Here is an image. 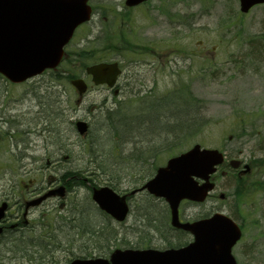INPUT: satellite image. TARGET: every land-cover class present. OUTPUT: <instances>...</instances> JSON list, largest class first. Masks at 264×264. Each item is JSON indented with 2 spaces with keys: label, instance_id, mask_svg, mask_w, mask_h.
I'll return each mask as SVG.
<instances>
[{
  "label": "rangeland",
  "instance_id": "1",
  "mask_svg": "<svg viewBox=\"0 0 264 264\" xmlns=\"http://www.w3.org/2000/svg\"><path fill=\"white\" fill-rule=\"evenodd\" d=\"M123 1H93V5L101 6L102 14L96 13L88 25L81 27L68 48L89 47L90 41L101 35V28L104 31L107 26L118 29L122 19L123 28L130 33L123 30L124 33L106 38L102 47L106 48L107 60L118 58L122 61L125 56L122 67L126 71L129 68L126 36L135 42L133 47L140 52L145 45L158 40L157 33L164 36V41L170 38L177 45L176 49L173 47L177 55L174 56L175 66H169L166 61V73L154 78V83L146 78L147 58L133 57L131 66L139 74L132 78V84L136 82V88L140 86L143 93L148 92L146 95L133 98L131 82L128 89H122L116 96L104 87H91L81 106H77V94L67 78L82 77L89 86L91 83L83 71L85 63L68 56L57 73L46 72L23 86L10 85L0 77V130L7 133L10 145L5 143V146L10 148L9 155L10 152L19 153L22 148L13 136L24 137V145H29L25 162H32L28 176L32 181L43 179L45 182L49 175L34 171L32 161L42 158L45 164L46 157H50L48 152L52 148L47 146L50 137L41 133L47 118L53 119V125L58 121L60 124L64 117L65 122L73 118L84 120L90 126L86 137L79 136L76 131H71L68 138L62 137L71 146L66 153L68 157L61 158L63 163L67 162L63 167L71 171L62 173L80 171L84 175L89 171L85 173L84 186L74 189L68 196L69 203L74 204L72 213L68 209L60 211L53 199L47 202L40 212L33 214L30 219L33 223L23 229L19 240L0 241V264H40L41 260L35 259L39 252L31 248L29 239L43 240L44 229L51 235L48 239L51 255L57 256L58 264L77 256L107 257L115 247L151 244L164 248L175 242L180 234L171 230L169 215L167 228H161L165 234L163 242L157 235L159 232L150 228L159 226L162 214H168L164 200L148 197L145 193L135 194L129 199L128 218L117 224L97 209L88 187L108 185L116 192L128 193L171 157L195 144L217 149L228 158L252 162V173L264 175V5L242 14L239 0H152L147 6L131 10L125 9ZM96 10L100 11L99 7ZM256 45L259 47L254 51ZM117 47L123 48L118 53L124 56L116 55ZM64 90L65 94H70V102H62ZM94 106L96 108L89 111ZM66 107L67 116L61 112ZM106 110L116 114L112 117L114 125L109 128L119 129V122L132 126L126 130L120 128L121 136L114 131L107 135L103 132ZM140 111H145V116L152 114L154 132L162 135L159 139L148 137L136 142L138 133L135 134L134 121H130ZM172 112L178 115L173 116ZM125 116L129 118L124 119ZM5 119H11V124L4 123ZM150 120L147 123L151 124ZM147 123L145 119L137 121L138 130L145 131L146 127H140ZM17 145L20 150H16ZM6 159V164L0 159V186L6 185L7 178L2 176L11 166L7 156ZM62 173L57 172L56 176ZM216 175V192L204 204L182 203L180 220H195L222 212L242 229L240 241L232 249L236 262L264 264V188H252L241 194L232 178ZM79 182L76 180L72 185ZM220 193L226 196L225 200L218 197ZM48 208L51 210L47 211ZM114 236L116 240L112 239ZM21 247L27 251L20 250Z\"/></svg>",
  "mask_w": 264,
  "mask_h": 264
},
{
  "label": "water",
  "instance_id": "2",
  "mask_svg": "<svg viewBox=\"0 0 264 264\" xmlns=\"http://www.w3.org/2000/svg\"><path fill=\"white\" fill-rule=\"evenodd\" d=\"M146 0H126L128 7ZM88 0H0V74L11 82L55 69L64 54L77 26L88 22L91 8ZM264 0H240L239 9L247 13ZM96 85L106 83L112 87L120 73L117 64H96L86 68ZM78 93L85 91L79 79L71 82ZM81 126H84L83 124ZM83 130V129H82ZM81 130V132H82ZM222 153L201 150L198 145L172 158L166 167L157 171L154 179L143 188L157 197H163L171 210L172 225L190 231L194 243L186 248L164 253L150 251H120L111 255L110 263L102 259L75 261L71 264H236L231 247L241 235L240 229L230 218L215 214L196 223L180 224L178 204L184 200L202 202L213 188L208 182L215 167L221 165ZM235 167L237 162H230ZM195 178L204 181L198 185ZM94 200L106 213L122 220L126 213L124 197H117L110 189L95 190ZM4 207L0 208V216Z\"/></svg>",
  "mask_w": 264,
  "mask_h": 264
},
{
  "label": "flooded vegetation",
  "instance_id": "3",
  "mask_svg": "<svg viewBox=\"0 0 264 264\" xmlns=\"http://www.w3.org/2000/svg\"><path fill=\"white\" fill-rule=\"evenodd\" d=\"M145 4V2L143 3ZM142 4V5H143ZM92 11L93 13H96L95 7L92 5ZM83 25L79 26V29H81ZM101 35L104 36L106 31H104L102 28L100 29ZM114 29H110V32L107 35L108 38L113 36ZM158 37V40H155L154 42H150L149 44L145 45L143 47L142 52H138L140 55H142L143 59H145L147 62L145 63L144 67L147 69V74L146 78L148 80L151 79V82L154 83V78L159 77L161 75H164L166 73V61L169 66L174 67L176 63V51L175 47L177 46L174 44V42L170 41V38L167 37L164 41V36L161 35L160 33L156 34ZM112 38V37H111ZM175 49H174V48ZM176 56V57H174ZM145 57V58H144ZM144 61V60H143ZM138 75V71L134 69L130 64H129V70L125 74L126 77H129L131 80L132 84V78H134ZM124 75L122 74L120 77H123ZM119 77V79H120ZM65 94V90L64 93ZM137 93H135L133 96L135 97ZM66 101L70 100V95L67 96L65 94ZM70 107V106H68ZM68 107H66L64 110L61 112L64 113L66 116L68 115ZM64 117H62L61 122L59 124V121L57 124L53 125V119L47 118V124H45L43 127H41V133H46V136L49 138L47 142V146L52 148L50 149V157H46L45 161L46 163L43 164L42 158H39L37 161L32 159L33 161V170L45 174L49 173L48 177H46L45 182H43V179H40V181H32V179L28 176L30 174V170H32L31 165L32 163L28 161L25 162L27 159V156L29 155L28 147L26 144L24 145V137L22 135L16 134V136H13L15 140H18L20 145H22L21 150L23 152H26V155L24 153H19V155L11 154V162L13 165L9 166V169L6 171L7 175L9 176V179L7 180V188L0 186V204L5 203L6 204V214L4 219L0 222V228L2 229V235L1 236H7V232H11L10 235L15 231V236H18L21 234V230H23L26 226L29 225L30 219L33 217V214L36 210L40 209L42 206L46 204L49 200L44 199L41 201L39 205H33L34 202L41 198V196L44 195V193L51 192L53 193L52 196H57L54 194H58L56 190L58 189L59 186H64L65 187V192L67 195L70 194V187L68 184V179L64 181L63 179V174L60 176H56L57 172H62V153L66 151V146H70L63 140V136L69 137L71 131L74 130V122L70 119L67 121V124H65V120H63ZM46 120V119H45ZM68 120V119H67ZM56 125H58L56 127ZM65 125V127H64ZM146 127L145 129L147 131L143 130H138V125L135 127L137 129V138L139 140L141 139H148V137H152L155 140L159 139L162 135L159 133L157 134L154 132V128L152 125H145L140 128ZM54 129H57L62 132V134H56L54 135L52 131ZM28 132L25 133L27 135ZM23 137V138H22ZM7 133H3V131L0 130V152H2L5 156L6 151L9 149L7 146H5V143L10 145L7 141ZM10 138V137H9ZM22 140V142H21ZM61 140V141H60ZM56 141V142H54ZM60 141V142H59ZM28 143V140H27ZM20 145H17L16 150H19ZM24 145V147H23ZM52 146V147H51ZM0 159L2 162H5L6 159L4 156H0ZM62 162V163H61ZM240 165L236 170H229L225 166L222 168H219L217 170V173L224 178L226 177H231L233 179L239 180V183L241 184L242 182L248 183L251 176H252V162L250 163H245L244 161L240 160ZM36 164L38 166H36ZM245 165L250 166V170L248 169L247 172L242 173V169L244 168ZM29 167V169L27 168ZM2 168V167H0ZM254 170V168H253ZM51 183L50 186H47L45 183ZM65 201L63 203H60L63 207H65V202L66 198H64ZM8 235L7 237H10ZM151 247V246H149Z\"/></svg>",
  "mask_w": 264,
  "mask_h": 264
},
{
  "label": "trees",
  "instance_id": "4",
  "mask_svg": "<svg viewBox=\"0 0 264 264\" xmlns=\"http://www.w3.org/2000/svg\"><path fill=\"white\" fill-rule=\"evenodd\" d=\"M264 33V32H263ZM93 54H92V51L89 49V50H87V49H80V50H78V52H76V54H75V60L76 61H82V62H88L89 60H94L95 58L92 56ZM128 123V122H127ZM153 123V122H152ZM132 125H130V124H124V125H122L121 127L123 128V129H128V128H130ZM80 179H82V176H80ZM257 184H258V187H259V189L261 188V189H263L264 188V182L262 183V180L260 181V182H257ZM251 187H252V185H250ZM262 186V187H261Z\"/></svg>",
  "mask_w": 264,
  "mask_h": 264
},
{
  "label": "bare ground",
  "instance_id": "5",
  "mask_svg": "<svg viewBox=\"0 0 264 264\" xmlns=\"http://www.w3.org/2000/svg\"><path fill=\"white\" fill-rule=\"evenodd\" d=\"M106 114H108V115H111V113H110V111L109 110H106V112H105ZM172 115L173 116H176V115H178L177 114V112H172ZM67 119V118H66ZM6 121H4V123H6V124H11L10 122H12L11 121V119L8 121V119H5ZM63 120H65V119H63ZM72 120V119H71ZM72 121H74V120H72ZM65 124H67V122H65ZM105 125V124H104ZM104 131H106L107 132V135L109 134V132L111 133L112 131L111 130H109L108 128H107V126L105 125L104 126V128H103V132ZM88 132H89V128H88ZM87 131H86V135H87V133H88ZM52 133L54 134V135H56V134H62V132L61 131H59V130H57V129H54L53 131H52ZM22 151V150H21ZM19 152V153H24L25 155H26V152ZM19 153H17L18 155H19ZM16 154V155H17ZM47 186H50L51 185V183H45ZM25 255V254H24ZM43 260L45 261V263L46 264H50L51 263V261H50V259L48 258V256H44V258H43Z\"/></svg>",
  "mask_w": 264,
  "mask_h": 264
}]
</instances>
